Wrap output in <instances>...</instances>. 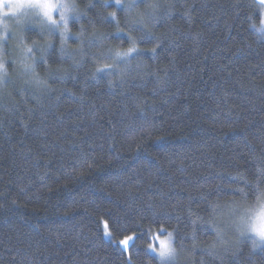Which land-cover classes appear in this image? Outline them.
<instances>
[{
    "label": "trees",
    "instance_id": "trees-1",
    "mask_svg": "<svg viewBox=\"0 0 264 264\" xmlns=\"http://www.w3.org/2000/svg\"><path fill=\"white\" fill-rule=\"evenodd\" d=\"M158 2L176 6L155 21L152 9L132 13L156 37L139 46L160 45L156 53L118 57L115 76L96 69L112 62L105 54L126 51L122 35L87 47L114 29L89 24L83 44L63 48L54 31L55 47L38 56L35 72L22 67L32 54L15 49L21 69L0 89V264H125L118 241L131 233L106 238L109 218L140 230L131 264H153L143 252L153 242L144 233L159 226L154 212L170 213L161 223L185 237L177 264H241L226 217L240 198L213 192L243 181L213 177L255 184L248 170L264 166V25L233 8L251 0ZM77 3L83 10L87 0ZM36 31L25 29L33 38ZM9 44L12 52L19 41Z\"/></svg>",
    "mask_w": 264,
    "mask_h": 264
},
{
    "label": "snow or ice",
    "instance_id": "snow-or-ice-1",
    "mask_svg": "<svg viewBox=\"0 0 264 264\" xmlns=\"http://www.w3.org/2000/svg\"><path fill=\"white\" fill-rule=\"evenodd\" d=\"M9 2L15 3V9L8 11L4 9V5ZM105 5L108 7L106 8ZM175 3L164 5L158 0H144L143 4H137L136 0H87L84 4L83 10L79 9L77 0H0V85H6L5 77L8 76L9 71H20L21 65L19 63L20 52L32 54L33 63L23 64V69L31 72L37 70L35 61L39 57H44L49 48H54L56 44L53 32L58 33L60 47L63 48L66 44L73 46L83 44L80 39V33L87 25H93L103 29H114V31L106 30L100 32L99 35H94L89 39L87 47H100L105 41L111 40L117 34L122 35L120 39V47L129 45L126 51L117 50L116 57L104 55L105 60H111V63H104L96 69L97 73L106 76H115L118 71L117 58L124 57L125 63L133 53L136 56L142 55L143 52L155 54L157 47H140L141 41L150 43L148 37L153 36L152 32L147 31L142 17L132 18V13L136 9L154 10L152 19L161 20L168 15L169 8H174ZM234 9H247L248 12L244 16L245 21L259 20L260 25H264V0H251V3L242 4L237 3L233 5ZM87 18V23H82L80 17ZM12 26L9 18H16ZM75 17V20L71 19ZM111 21V24L107 22ZM79 24L80 27L73 30V24ZM62 24V27H57ZM26 27L35 28V38L25 32ZM250 27H256L255 23L250 24ZM139 33V34H138ZM73 38L74 42L69 41V37ZM45 41L43 48L38 46L40 40ZM10 41H19V44L13 47V51H9ZM99 59V57H95ZM135 58V57H133ZM87 62V61H86ZM95 78V74L94 77ZM111 84V81L109 82ZM129 131H134L130 129ZM139 148V146H138ZM248 175L255 178V184L244 179L242 175L231 176L223 173L216 174L213 178L220 179L228 185L239 184L243 181V185L239 187H222L217 185L213 194L233 195L240 198L241 203L233 212V219L228 224V229L236 236L235 247L236 251L233 256L241 261V264H264V166L256 170H248ZM247 189V190H246ZM255 197V202L251 203ZM15 203V201H13ZM151 207V206H149ZM173 216L170 213L158 214L153 213L152 223L159 225L156 231L152 232L150 236L144 233L150 240L155 243H148L143 254L152 253L149 258L153 264H177L183 242L185 237L179 235V229L174 228L173 231L168 232L165 223H170ZM177 224L180 223L181 218L176 217ZM164 221L165 223H161ZM213 234L219 235V232L214 224L208 225ZM111 229V230H110ZM104 235L111 237L113 231L124 230L131 234H126L118 241L120 254L123 256L128 253V259L125 264H131L132 256L135 253V240L140 234L138 229H125L121 224L119 218H109L103 221ZM167 235L161 236L159 233ZM180 240V245H176L175 239ZM193 239L195 237L193 236ZM250 248L245 256L244 249ZM259 250L260 258L254 259L255 254Z\"/></svg>",
    "mask_w": 264,
    "mask_h": 264
},
{
    "label": "rangeland",
    "instance_id": "rangeland-1",
    "mask_svg": "<svg viewBox=\"0 0 264 264\" xmlns=\"http://www.w3.org/2000/svg\"><path fill=\"white\" fill-rule=\"evenodd\" d=\"M73 18H75V17H73ZM15 19H19V17H16V18H9V20L12 22V26H15V23H14V21H15ZM57 27H62V24H58V26ZM26 28H29V27H26ZM25 28V29H26ZM31 28V27H30ZM0 32H3V29H0ZM22 67H23V65H22ZM1 74V73H0ZM3 75V74H2ZM5 80H7V78H5ZM0 89H1V85H0ZM235 209H237V208H235ZM234 209V210H235ZM227 217V220H228V223H230V221L233 219V213H230V217L229 216H226ZM164 235H167V234H164ZM161 236H163V235H161ZM106 238H108V236H105ZM152 243H155L154 241L152 242Z\"/></svg>",
    "mask_w": 264,
    "mask_h": 264
},
{
    "label": "clouds",
    "instance_id": "clouds-1",
    "mask_svg": "<svg viewBox=\"0 0 264 264\" xmlns=\"http://www.w3.org/2000/svg\"><path fill=\"white\" fill-rule=\"evenodd\" d=\"M4 9L11 11L15 9V3L14 2H9L4 5Z\"/></svg>",
    "mask_w": 264,
    "mask_h": 264
}]
</instances>
